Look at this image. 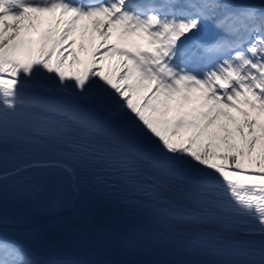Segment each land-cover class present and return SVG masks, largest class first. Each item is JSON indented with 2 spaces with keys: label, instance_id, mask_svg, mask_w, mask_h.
Instances as JSON below:
<instances>
[{
  "label": "snow or ice",
  "instance_id": "snow-or-ice-1",
  "mask_svg": "<svg viewBox=\"0 0 264 264\" xmlns=\"http://www.w3.org/2000/svg\"><path fill=\"white\" fill-rule=\"evenodd\" d=\"M31 13L53 14L36 40ZM77 135L179 180L226 264H264V0H0V165L17 142ZM0 264L36 262L0 235Z\"/></svg>",
  "mask_w": 264,
  "mask_h": 264
},
{
  "label": "bare ground",
  "instance_id": "bare-ground-1",
  "mask_svg": "<svg viewBox=\"0 0 264 264\" xmlns=\"http://www.w3.org/2000/svg\"><path fill=\"white\" fill-rule=\"evenodd\" d=\"M87 23H90V21H87ZM206 26H208V23L203 25V27ZM47 27L44 26L42 31ZM30 31V29H22V36L31 39H36L39 36L38 32L31 33ZM113 64H115V61H113ZM79 137L97 145L110 154L114 163H117L118 160L127 163L131 167V171L135 173L138 182L151 194L152 197L148 198V203L151 206L171 214L185 215L188 219L199 220L209 224L205 214L185 199L184 192L186 188L179 180L161 175L154 171L146 162L137 160L131 153L124 151L119 146L109 144L102 137L77 135V138ZM84 149L88 155L86 159L94 162L96 157L89 153L91 149L86 147ZM18 169L19 171H17ZM0 177L3 178L4 185V199L0 202V210L9 218L10 224L18 227L29 225L33 214L37 211L46 213L66 212L68 176L65 168L60 164L49 162L26 165L17 168L8 175H0ZM249 178L241 177V179ZM22 190L30 191L32 194L31 198L25 199L20 194ZM67 215L74 223H82L75 216ZM20 218H23L22 222H11L12 219L19 220ZM55 242L60 247L70 248L69 244L63 241L57 240ZM73 250L75 251V253H71L73 257H82L77 250Z\"/></svg>",
  "mask_w": 264,
  "mask_h": 264
},
{
  "label": "rangeland",
  "instance_id": "rangeland-1",
  "mask_svg": "<svg viewBox=\"0 0 264 264\" xmlns=\"http://www.w3.org/2000/svg\"><path fill=\"white\" fill-rule=\"evenodd\" d=\"M31 15L40 16L42 18L43 22L39 24V27H40V25H41V27L49 26V23H51L52 20H53V14H50V13H43V14H41V13H31ZM56 15H58V13H56ZM6 22L10 23V24L17 23V21L12 19L11 17L6 18ZM26 22L27 21H24V23H26ZM85 23H87V21ZM34 31H36V30H31L30 32H34ZM78 43H79V41H78ZM82 58H83V55H82ZM105 67H106V70H107V65ZM233 114L236 115L239 118V113H236L233 110Z\"/></svg>",
  "mask_w": 264,
  "mask_h": 264
}]
</instances>
